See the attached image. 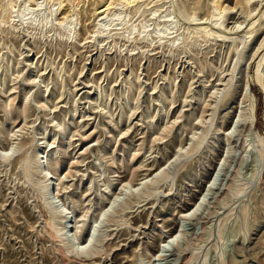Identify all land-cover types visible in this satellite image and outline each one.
<instances>
[{
	"label": "rangeland",
	"instance_id": "374dc122",
	"mask_svg": "<svg viewBox=\"0 0 264 264\" xmlns=\"http://www.w3.org/2000/svg\"><path fill=\"white\" fill-rule=\"evenodd\" d=\"M76 1L0 0V264H264V0Z\"/></svg>",
	"mask_w": 264,
	"mask_h": 264
},
{
	"label": "bare ground",
	"instance_id": "6f19581e",
	"mask_svg": "<svg viewBox=\"0 0 264 264\" xmlns=\"http://www.w3.org/2000/svg\"><path fill=\"white\" fill-rule=\"evenodd\" d=\"M30 1H32V2H34V0H28V2H30ZM74 1V0H73ZM76 1V0H75ZM115 1H118V2H122V1H125V0H100V2L102 3V6L101 7H99V9L97 10V11H95L96 12V15H105V13H107L110 9H112V7L114 6L113 5V3L115 2ZM128 1L129 0H126V2L128 3ZM250 0H247V2H249ZM26 2V1H25ZM62 2H63V0H59V2H58V5H59V7L61 6V4H62ZM77 2V1H76ZM84 2V1H83ZM75 3V2H74ZM79 3V2H78ZM131 3V2H130ZM94 4H95V2H94ZM129 4V3H128ZM23 5V4H22ZM100 5V4H99ZM98 5V6H99ZM113 5V6H112ZM74 6V5H73ZM78 6V5H77ZM96 6V5H95ZM94 6V7H95ZM24 7V6H23ZM40 6H39V4H35L34 5V9L35 10H37L38 8H39ZM64 7V6H63ZM76 7V6H75ZM22 11H24V8H23V10ZM34 11V10H33ZM20 13H21V11H20ZM95 16V15H94ZM97 17V16H96ZM100 19V18H99ZM101 19H103L102 17H101ZM100 19V20H101ZM212 19V18H211ZM71 20V19H70ZM207 20H209V19H206L205 21L204 20H202V19H200V21H198V22H196V19H194L193 21L195 22V24H198V25H202V24H208V23H206V21ZM204 21V22H203ZM216 21V20H215ZM66 22H69V19H68V17H65L64 18V20L62 21V22H60L59 23V27H63L64 26V24L66 23ZM217 23V22H216ZM211 24V23H210ZM66 25V24H65ZM217 24H215V26L213 25V27L212 28H216V29H218V30H220V28L218 27V26H216ZM211 26V25H210ZM42 27V26H41ZM239 28V27H238ZM237 29V28H236ZM237 30H239V29H237ZM248 34V33H247ZM252 36V35H251ZM216 90H218V89H216ZM216 93V92H215ZM264 93V92H263ZM214 95H218V93L217 94H214ZM217 97H219V96H217ZM216 98V97H215ZM230 130V129H229ZM228 130V131H229ZM10 147V146H9ZM11 150V149H10ZM179 152V151H178ZM9 154V149L8 150H6V152H5V155H3L2 156V158L4 159V160H6V159H8V154ZM43 157V156H42ZM41 157V158H42ZM25 158V157H24ZM47 158V157H46ZM175 161V160H174ZM27 162V161H26ZM170 163H172V162H170ZM176 163V162H175ZM167 164H169V163H167ZM167 164H166V167H167ZM173 165V164H172ZM169 166H171V164L169 165ZM166 169V168H165ZM161 170V171H160ZM164 171V169H163V167H160L159 169H156L155 171L153 170V173L152 174H150L148 177H146L145 179H143V180H145L144 181V183H142V185H145L146 186V184L148 183V180L150 181V183H153L154 181H155V179H156V177L161 173V172H163ZM219 173H221V172H219ZM155 174V176L154 177H152L153 175ZM214 174V173H213ZM217 176H219V174L217 175ZM222 176V175H221ZM145 177V176H144ZM224 177H225V175H224ZM220 178V177H219ZM211 180L212 179H210V181H209V183L208 184H210L211 183ZM59 181V180H58ZM215 181L216 180H214V182L211 184V185H209L208 186V191H210L212 188H214L213 186L216 184L215 183ZM128 183V182H127ZM127 183H122L120 186H119V189H117V191L118 192H116V193H114V199L112 198V201L109 203V209H111V210H113V208H114V206H115V204H116V202H118L120 199V197L122 196L121 194H122V191L123 190H126V189H128L127 188V186L129 185V184H131V183H128V185H127ZM220 183V182H219ZM216 185H218V184H216ZM216 185H215V187H216ZM133 186V185H132ZM136 186H137V188H136V190L137 191H139V190H141V189H138L139 188V184H136ZM219 187H220V185H219ZM134 188V187H133ZM131 190V189H130ZM133 190V189H132ZM135 190V191H136ZM214 190V189H213ZM127 194V191H126V193H125V191H124V195H126ZM121 195V196H120ZM207 195L208 194H205L204 196H203V198L201 197L202 196V193L200 194V196L198 197V199L191 205V207L188 209V210H186V211H184L183 212V214L181 213V215H180V220L182 219V221H186V220H188L186 217H188V216H190V217H192V216H195V213L199 210L198 208L199 207H202V204H204L203 202H204V199H205V201H206V197H207ZM118 196H120V197H118ZM116 197V198H115ZM200 198H202V201L200 202L199 200H200ZM207 200H208V197H207ZM111 205V206H110ZM197 206V207H196ZM193 208H195L194 210H193ZM115 210V209H114ZM193 210V211H192ZM191 211H192V213H191ZM107 212H103L102 213V215H101V218L103 219L104 218V216H105V214H106ZM196 215H197V213H196ZM101 219V220H102ZM178 224V223H177ZM180 224V223H179ZM179 224L177 225V227H179ZM97 225V224H96ZM99 225V224H98ZM96 228V227H95ZM97 229V228H96ZM94 231L93 232H95V229H93ZM180 230V229H179ZM180 232H183V230H181ZM76 233V232H75ZM93 234V235H92ZM177 232L175 231L173 234H169L167 237H165L164 238V240L161 242L162 243V245H159L158 246V249H157V256H158V259H159V257H161L159 260L158 259H156L157 261H159L160 263H162V262H164V264H166V258L167 257H169V256H171V255H173V250H166V245L165 244H167V246H171V248L173 247V245H172V243H174L175 241L174 240H176V238H178V236H177ZM89 238H92L91 239V241H89V243L91 244V242L94 240V238H95V234L94 233H90V234H88V237H87V239H86V241L84 242V245H82L81 247H83L82 249L80 248V250H84L85 248H86V246H89L90 244L89 243H87V241L89 240ZM177 241H178V239H177ZM176 241V242H177ZM175 242V243H176ZM178 244V243H177ZM160 248H162V251L160 250ZM174 248V247H173ZM164 249V250H163ZM170 252V253H168V254H161L160 252ZM75 252H76V250H75ZM172 253V254H171ZM175 254V253H174ZM155 258V257H154ZM171 258V257H170ZM175 259V258H174ZM152 260H154V259H152ZM173 260V259H172ZM171 260V261H172ZM155 261V260H154ZM175 262V261H174ZM169 263V262H168ZM157 264V263H156ZM170 264V263H169ZM173 264V263H172ZM178 264V263H177Z\"/></svg>",
	"mask_w": 264,
	"mask_h": 264
}]
</instances>
